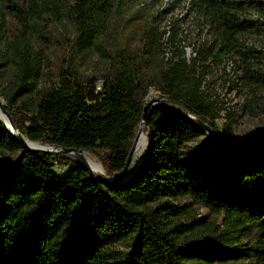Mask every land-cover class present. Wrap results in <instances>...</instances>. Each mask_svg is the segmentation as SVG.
I'll use <instances>...</instances> for the list:
<instances>
[{
    "label": "trees",
    "instance_id": "obj_1",
    "mask_svg": "<svg viewBox=\"0 0 264 264\" xmlns=\"http://www.w3.org/2000/svg\"><path fill=\"white\" fill-rule=\"evenodd\" d=\"M113 1L0 0V16L12 17L21 32L0 63V96L29 141L92 153L115 178L150 90L163 101L150 114L147 157L111 186L78 161L25 149L0 118V264H264V135L241 145L234 135L239 113L225 108L206 80L210 60L219 67L239 55L241 76L228 82L245 89L238 111L264 121V44L244 42L264 37V28L246 16L264 6L189 0L187 16L193 12L209 25L212 41L190 62L181 53L164 63L157 32H143L138 49L130 41L103 43ZM66 4L82 62L52 73L44 65L48 47L26 43L27 35L33 20ZM176 36L174 30L172 42ZM224 110L227 122L214 150L188 152L207 136L196 121L219 133ZM58 164L68 167L65 175L54 170Z\"/></svg>",
    "mask_w": 264,
    "mask_h": 264
},
{
    "label": "rangeland",
    "instance_id": "obj_2",
    "mask_svg": "<svg viewBox=\"0 0 264 264\" xmlns=\"http://www.w3.org/2000/svg\"><path fill=\"white\" fill-rule=\"evenodd\" d=\"M253 1H258L264 6V0ZM182 2V0H114L111 12L105 22L103 43L111 44L112 46L130 41L133 46L132 48L138 49L137 44H139L143 32H157L158 35H163L160 39V44H162L159 56L160 60L162 59L164 63L171 60L175 62L178 60L177 56L182 53L187 61L190 62L195 57L196 49L200 48L203 43H210L212 41V33L209 25H203L195 13L192 12L188 17L182 16ZM71 12L70 5L66 4L62 6L58 14L57 12L56 14L43 13V19L33 20L31 29L27 35L26 43H35L37 47L44 49L48 47L46 54L49 60L44 65L52 73H56L66 63L67 65H79L82 62L80 53H78L80 45L79 34ZM246 16L254 20L262 29L264 28V12L249 9ZM18 29L19 25L16 24V21L12 17L8 15H6V18L0 16V63H3L8 58L12 39H16L17 36L21 35ZM174 30H177V36L175 42H172ZM244 42H247L249 47H260L264 44V37L253 35ZM42 59L45 61V58L42 57ZM96 61L97 56L87 61V66L92 68ZM209 63L210 67L207 69L208 74L206 78L207 83L211 84L213 92H217L220 95L225 108L230 109L232 113H239L237 123L234 125V135L240 141H243L264 130V121L262 119L252 118L238 111L241 108L242 96L245 89L243 87L231 88V83L228 84L230 78L235 79L241 76L239 55L232 53L225 59L223 65L219 67L211 64V60ZM87 66H81V69L85 70ZM205 92L210 91L207 89ZM156 98L162 99L159 92L152 89L146 98V103ZM0 101L5 106V100L1 96ZM227 116V110H224L221 113V118L216 122L219 133L213 132L212 138L209 140H207V136H204L189 144L188 152L199 151L204 142H209L206 151H213L214 148L211 145L217 138L219 139L224 124L227 122ZM0 117L2 120H4V117L7 118L2 113L1 105ZM146 133L148 136L147 127ZM54 155L56 157L64 156L71 160V163L78 159V156L75 154L66 155L60 153ZM84 157H89L93 162L95 161L96 165L102 168V174L98 175L110 177L106 173L100 158L89 152H84ZM145 158L142 155H139L136 159L134 157L132 166H137L130 175L141 166ZM54 170L57 174L65 175L68 167L58 164ZM199 213L203 217L210 218V214L204 209L200 210ZM121 249H125V246L121 247Z\"/></svg>",
    "mask_w": 264,
    "mask_h": 264
},
{
    "label": "water",
    "instance_id": "obj_3",
    "mask_svg": "<svg viewBox=\"0 0 264 264\" xmlns=\"http://www.w3.org/2000/svg\"><path fill=\"white\" fill-rule=\"evenodd\" d=\"M162 104H163V101L160 98L152 99L151 101L146 103V105L144 106V109H143V119L140 123L138 133H140V130L142 127H144V126L148 127L149 122H150V114H151L152 110L155 107L160 106ZM0 105H1L2 113L4 115H6L8 120L11 122L12 127L9 128L7 126L6 121L2 120V118L0 117L1 120L5 123L6 127L11 131V133L15 137H17V139L20 141V143L23 145V147L25 149L32 151V152L42 153V154H60V153H64L66 155L75 154L78 156L77 161L80 162L96 180H98L99 182H101L103 184L109 185V186L117 184L119 182H123L131 176V175H129V171H130V168L132 166V163H133V160L135 157V151H136L135 143H136L137 137L135 139V142L133 143V146L131 148V151H130V154L128 156V159H127V162H126L124 169L115 178L107 177L104 175H98V174H95L93 172L92 168L90 167L89 163L87 162L86 158L84 157V151L83 150L58 149V148H54V147L49 146V145H43L44 147H48V148H38V147L30 146L28 144L29 140L17 130V128L13 124L11 116L7 113V110H6L5 106H3L1 104V101H0ZM184 115H187V114H184ZM196 124L207 131V140L212 138L213 131L211 130V128L208 125L204 124L201 121H196ZM259 135H261V136L264 135V131H262V132L259 131L256 134L252 135L251 137L243 140V143H241V145L247 143L249 140H251V139H253ZM208 144H209V142H204V144L201 146L200 150L204 153H207L206 148H207Z\"/></svg>",
    "mask_w": 264,
    "mask_h": 264
},
{
    "label": "bare ground",
    "instance_id": "obj_4",
    "mask_svg": "<svg viewBox=\"0 0 264 264\" xmlns=\"http://www.w3.org/2000/svg\"><path fill=\"white\" fill-rule=\"evenodd\" d=\"M182 5H183V15H185L184 17L187 16L188 14V11H189V7H190V3H189V0H182ZM188 17V16H187ZM4 120L6 121L7 123V126L9 128L12 127V124L11 122L4 117ZM28 144L32 147H38V148H48V147H44L41 143H33V142H30L28 141ZM135 146H136V151H135V159L139 156V155H142L143 158H145V156L147 155V152H148V146H149V143H148V136H147V133H146V127H142L141 130H140V133H138L137 135V140H136V143H135ZM87 158V161L90 165V167L92 168L93 172L96 173V174H102L103 170L100 166L96 165L89 157H86ZM137 165H134L130 168V171H129V175L130 173H132L133 169L136 168ZM101 168V169H100ZM102 171V172H101Z\"/></svg>",
    "mask_w": 264,
    "mask_h": 264
},
{
    "label": "built area",
    "instance_id": "obj_5",
    "mask_svg": "<svg viewBox=\"0 0 264 264\" xmlns=\"http://www.w3.org/2000/svg\"><path fill=\"white\" fill-rule=\"evenodd\" d=\"M98 90H101V88H100V87H98Z\"/></svg>",
    "mask_w": 264,
    "mask_h": 264
}]
</instances>
